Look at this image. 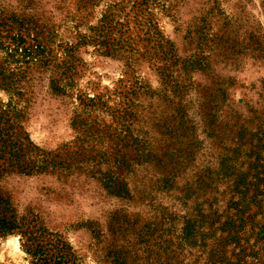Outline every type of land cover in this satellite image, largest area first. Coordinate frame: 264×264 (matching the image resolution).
I'll return each mask as SVG.
<instances>
[{
	"label": "rangeland",
	"instance_id": "1",
	"mask_svg": "<svg viewBox=\"0 0 264 264\" xmlns=\"http://www.w3.org/2000/svg\"><path fill=\"white\" fill-rule=\"evenodd\" d=\"M0 66V125L34 166L2 159L0 185L60 264L159 263L178 197L226 209L219 156L238 148L246 169L264 148V0H0ZM23 242L0 234V264H33ZM204 247L175 262L203 264Z\"/></svg>",
	"mask_w": 264,
	"mask_h": 264
},
{
	"label": "trees",
	"instance_id": "2",
	"mask_svg": "<svg viewBox=\"0 0 264 264\" xmlns=\"http://www.w3.org/2000/svg\"><path fill=\"white\" fill-rule=\"evenodd\" d=\"M3 71L4 69L0 66L2 81L0 84L8 85L11 82H7L8 78ZM21 139L10 134L9 128L0 125V179L6 172L1 162L5 158L10 166L16 165L19 171L34 169L30 162H19L20 152L24 147ZM255 148H257L256 145ZM262 149L261 154L253 150L250 152L254 158L252 163H248L246 169H243V163L237 160L240 153L238 148L232 151V156L227 154L219 156L218 167L213 171L214 177H211L210 183L216 179L228 181L230 185L228 191L232 196L227 208L220 211L217 206L213 208L212 203H218L217 198L213 197L210 202L195 203L188 211L187 197L185 195L178 197L186 211L180 219L173 212H169L162 218L164 227L161 234L157 235L160 243H152L154 246L160 244L156 248L158 251H153L160 260L157 263V260L153 258L155 262L147 263L177 264L175 260L178 255L183 252L190 254L194 248L204 247L205 239L214 238L208 251L206 247L201 250L205 253L203 264H264V188H260V185H264V148ZM207 179H209L208 176L197 183L200 186L210 187L206 183ZM167 180L164 181L166 186L169 185ZM249 193L252 197H247ZM203 202L207 203L208 210L202 206ZM249 204L255 208L253 213H249L251 210ZM257 214L260 215L258 221L255 220ZM36 219L37 216L32 212L16 215L8 192L0 185V234L18 231L22 239H25L24 249L34 258L33 264H60L63 261L61 250L58 249L49 255V251H54L56 248L52 244L46 247L50 242L45 239L44 229L35 224ZM155 231L156 229L153 228L151 233ZM217 231L218 236L215 235ZM141 242L144 241L141 240ZM160 250H162L163 258L160 257ZM108 253L109 264H124L125 250H114ZM148 258L149 256L146 257Z\"/></svg>",
	"mask_w": 264,
	"mask_h": 264
}]
</instances>
